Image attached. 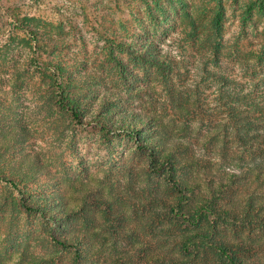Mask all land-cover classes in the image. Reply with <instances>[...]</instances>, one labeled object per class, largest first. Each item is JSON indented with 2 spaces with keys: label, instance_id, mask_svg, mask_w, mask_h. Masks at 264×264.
Instances as JSON below:
<instances>
[{
  "label": "rangeland",
  "instance_id": "1",
  "mask_svg": "<svg viewBox=\"0 0 264 264\" xmlns=\"http://www.w3.org/2000/svg\"><path fill=\"white\" fill-rule=\"evenodd\" d=\"M22 24L40 32V64L65 65L77 94L86 84L97 95L117 90L131 100L124 110L154 114L170 143L197 157L191 175L204 190L207 172L217 184L235 181L239 202L264 203L262 138L245 146L225 107L237 104L227 92L244 94L263 112L242 132L264 136V0H0V124L11 134L25 129L24 153L49 165L55 192L73 211L48 222L0 184V250L11 264H72V253L51 242L54 231L86 233L94 257L85 264H153L177 254L169 223L157 218L168 181L137 135L79 125L51 103L47 67L33 62ZM242 236L256 244L248 257L264 263V234Z\"/></svg>",
  "mask_w": 264,
  "mask_h": 264
},
{
  "label": "trees",
  "instance_id": "2",
  "mask_svg": "<svg viewBox=\"0 0 264 264\" xmlns=\"http://www.w3.org/2000/svg\"><path fill=\"white\" fill-rule=\"evenodd\" d=\"M22 25L30 36L35 52L33 62L39 67H47L46 73L52 86L51 103L79 125L95 123L106 133L120 128L126 133L137 135L139 149L147 152L152 160L151 168L168 181L169 192L159 196L162 208L158 210L157 218L169 223L171 231L168 233L172 236L177 254L162 253L153 258V264H203L209 258L214 264H264L248 257L255 251L256 244L247 242L242 236V233L264 234V203H256L252 197L246 202H239L232 196L235 181L226 182L222 178L217 184L215 176H209L207 172H204V190L201 182L191 175V167L199 163L197 157L187 156L186 149L180 144L170 143L164 136L165 126L154 114L124 110V105L131 104V100L117 90H106L97 95L93 88L81 84L85 92L77 94L78 83L71 79L65 65L40 64V54L37 55L40 32L27 24ZM50 65L53 66L52 74L49 72ZM227 96L237 102H225L236 137L245 146L253 148L248 139L258 135L262 138L258 148H264V136L250 130H246L245 134L242 132L244 125L250 129L259 125L260 117L256 113L262 114L263 111H258L260 106L250 102L241 92L229 91ZM88 98L95 102V108L91 112L92 118L86 121L85 114L90 109ZM27 140L25 129L11 134L10 126L5 119L2 120L0 184L10 192L19 193L21 199L18 205L27 213H40L48 222L72 217V209L55 192L56 178L50 174L49 165L37 154L24 153ZM13 154L16 157L11 161ZM228 231L238 234V240L227 238ZM50 239L55 246L72 253V264H85L94 257L90 250V239L85 232L54 231ZM0 264H11L1 250Z\"/></svg>",
  "mask_w": 264,
  "mask_h": 264
}]
</instances>
